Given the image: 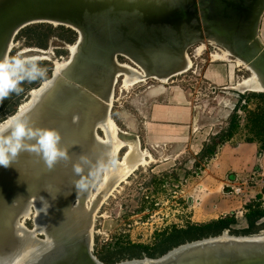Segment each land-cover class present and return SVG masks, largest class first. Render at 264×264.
<instances>
[{"label":"water","instance_id":"obj_1","mask_svg":"<svg viewBox=\"0 0 264 264\" xmlns=\"http://www.w3.org/2000/svg\"><path fill=\"white\" fill-rule=\"evenodd\" d=\"M263 15L264 0H0V58L9 41L37 24L72 30L79 46L62 76L24 116L41 128L56 125L68 159L48 169L38 155L25 151L7 168L0 166V264H16L21 259L18 264H103L84 236L74 234V223L66 213L75 201L78 209L83 208L94 185L78 193L74 165L80 164L81 176L86 177L105 162L100 155L88 159L83 140L91 142L93 123L106 110L101 103L108 97L103 79L112 61L123 58L162 78L174 63L182 62L191 46L215 39L264 79V44L259 39ZM148 79L156 80L147 75ZM75 128L79 136L69 134ZM71 136L78 141L81 137V144L68 140ZM32 199L43 200L52 211L53 220L38 228L49 244L45 249L43 241L15 235V222L30 209ZM224 237L241 240L250 236L223 232L216 238L178 246L158 259L144 257L116 264H264V241L229 242Z\"/></svg>","mask_w":264,"mask_h":264},{"label":"rangeland","instance_id":"obj_2","mask_svg":"<svg viewBox=\"0 0 264 264\" xmlns=\"http://www.w3.org/2000/svg\"><path fill=\"white\" fill-rule=\"evenodd\" d=\"M259 36L263 45L264 15L259 27ZM75 44L76 42L73 45L67 46L56 38L51 37L47 49L40 50L38 48L28 47L25 38L19 37V34L14 37L12 43L10 41L8 42L7 45L9 46V49L7 50L5 48L6 50H4L5 52L1 55L2 57H7L9 51V57L19 55L27 57L36 56L39 57V64L46 62L52 66L48 80L41 82L39 88L31 90L30 92L25 91L18 97V99H20L19 108L23 105H30L32 93L40 90L43 84L52 80L55 68L62 71L68 65L71 54L70 48L75 46ZM199 47H203V49L200 51ZM218 50L221 51L222 48L208 42L207 44L203 42L191 46L187 50V53L183 55L182 61L184 65L187 61L188 64H190V67L181 74H176L174 71L175 68L174 70L172 68V70L164 77L158 78L155 73L149 72L150 70L146 73L143 71V82L145 83L141 82L143 84L138 83L140 85L136 84L127 88H123L122 78H116L109 108V118L116 126L118 140L123 143L121 149L114 156L116 165L115 167L111 166L109 161L113 157L107 158L104 153V148L111 146V143L104 145L99 142L102 139H105V136L101 130L96 128V133L93 132L94 136L92 135V137L97 141L92 142L91 140L93 147L96 145L94 150L86 148L85 146H83V149L86 156H88V159H92L93 156L94 159H98V155L104 157L105 162L103 165L105 168L103 171L99 172L98 177L91 180L90 186H92L93 183L94 185L91 187L90 191L88 190L89 192L85 198L86 200L84 201L83 208L78 209L76 207L77 202L75 201L71 206V211L66 213V216L68 215L72 218L74 225H76L78 221L74 222L73 220L82 217L81 215L75 214L74 209L83 210L86 212L85 214H91L86 220L91 221L90 224L88 221V226H91L90 238L92 254L96 258H98V255L104 251V248H113L116 245H126L127 243H131L152 247L161 233L168 232L172 228H184L188 224H197L206 221L216 214L214 212L212 213V209L208 206V202H205L206 199L204 195L206 190H203V187H200L196 191L191 188L192 179L201 176L203 163L197 160V163H195L196 165L193 167V163H190V155L186 152L185 147L182 149V152L184 151L182 156L178 158L174 156L176 158L174 159V157L171 158L170 154L167 153H154L146 147L143 142H140L141 140L137 143V140L133 137L125 136L123 138L121 135H119V137L118 133L120 132H126L129 134V127L124 120L119 119L118 112L129 114V110L131 109L130 104L142 90L149 86L165 84L167 82L165 84L166 87L178 86L190 94V98L193 100L196 108V129L199 128L202 135H205V132H209V134H211L210 137L216 136L220 131L227 128L228 122L232 114H234V110L239 100L235 94H239L241 97L255 93L247 89H242L239 86L243 80H247L251 77V73L245 67L239 66L237 60L233 57H227L225 60L218 59V56L221 55L220 52H217ZM40 52L45 53V55L39 56ZM117 60L118 61L115 62L114 60L112 61V64L114 63L112 67L115 63L120 65L125 64L131 71H135L136 74L139 73L140 75V67L133 63L129 64L128 61L120 57H118ZM182 63L178 62L180 65ZM215 65H223L227 69L232 66L235 72V78L231 85H212L204 79L205 71ZM63 72L64 71H62V73ZM60 75L62 76V74ZM147 75L156 80H146ZM163 78L166 79L164 83L158 80ZM169 78L172 79L168 80ZM121 90L126 92L122 95ZM246 107L248 110H254L255 101L251 100L247 103ZM30 109L27 112H29ZM18 112L19 109L17 113ZM27 112L26 115L28 114ZM236 114L239 118L240 128H243L246 119L245 112L238 111ZM15 115L6 120L8 121ZM199 117L200 120L198 122ZM6 120L4 122H7ZM247 137L248 135L246 131H242L233 139L239 141L245 140ZM125 139H127V142ZM73 141L79 142L75 139ZM130 143L137 146L139 154H137L135 159H132V157L127 160V166L122 165L121 167L117 163H122V161H124L123 158L128 151ZM90 150L92 151L90 152ZM189 164L190 166L186 167V165ZM133 166H135V168L121 180V177L119 176H124V173ZM107 171L113 177L110 174H107ZM107 176L109 178V181H107L109 184H107L106 187H102V185L104 186L106 184V180H108V178H106ZM111 177L113 180H111ZM80 178V176L74 173V182ZM260 182L261 183L258 182L254 185V189L251 188L249 190L251 193L245 192V195L240 197H235L233 195L229 196L236 198L239 201L241 200L242 203L246 199L250 200V194L256 198L257 194L261 192L260 194L264 196V182L262 180ZM233 198L230 199L232 200ZM31 202L33 204H31L30 209L28 206L22 213V218L19 219V222L17 220L15 222V235H19L20 237L18 236V238H25L26 236L25 239L27 240L33 241L34 239L35 241H43L45 240V234L42 233L38 227H40V225L42 226L45 222V224H47V221L49 223L50 220H53V216H51L52 211L49 208L47 209L49 214L43 212V209L47 207L43 200L37 201L32 199ZM39 213L41 215H39ZM235 217L238 221L235 228H243L245 225L243 216L240 215V213H237ZM39 220H42V223ZM81 221H84L83 218H81L79 222ZM36 225L39 226L37 227ZM17 226L21 230L17 229ZM9 227L10 229L12 228L11 225ZM32 230L35 231L30 235L29 233L32 232ZM36 230L40 232V234H38ZM263 235L264 230L255 236ZM44 242L46 241H43V243Z\"/></svg>","mask_w":264,"mask_h":264},{"label":"crops","instance_id":"obj_3","mask_svg":"<svg viewBox=\"0 0 264 264\" xmlns=\"http://www.w3.org/2000/svg\"><path fill=\"white\" fill-rule=\"evenodd\" d=\"M234 78L232 66L227 69L223 65H215L204 73V79L212 85H231ZM165 84L149 86L142 90L130 104L129 114L118 112L119 119L124 120L129 127V134L120 132L118 136L133 137L137 143L141 140L140 142L154 153H167L171 158L182 156L184 153L182 149L185 147L193 167L197 160L203 163L201 176L192 179L191 188L194 191L200 187L206 190L205 202H208L212 213L216 214L197 224H205L231 215L235 217L237 213L244 216L246 205L253 201L252 194L250 200L246 199L247 201L244 200L242 203L241 200L229 196V188L233 186L235 177H246L252 173L260 176L264 182V150L258 155L257 143L236 141L233 137L221 145L212 158L199 160L203 144L209 141L211 134L205 132V135H202L199 128L196 129V108L190 94L181 87H166ZM121 92L123 95L126 91ZM199 120L200 117L198 122ZM125 141L127 142V139ZM260 193L258 194L262 196Z\"/></svg>","mask_w":264,"mask_h":264},{"label":"trees","instance_id":"obj_4","mask_svg":"<svg viewBox=\"0 0 264 264\" xmlns=\"http://www.w3.org/2000/svg\"><path fill=\"white\" fill-rule=\"evenodd\" d=\"M19 37L26 40L28 47L46 50L51 37L56 38L65 45H73L77 41V34L64 27H53L46 24H37L24 28L19 33ZM42 67L47 68V76L34 82L25 81L20 85L23 89L19 94L11 93L6 99L0 102V123L15 115L19 109L18 97L25 91L39 88L41 82L48 80L51 73L50 64L42 63ZM49 66V67H47ZM17 99V100H16ZM255 101L254 110L247 109V103ZM243 103V104H242ZM245 112V125L240 128L237 112ZM246 131L248 137L244 141L257 143L259 146L258 155L264 150V94L252 93L241 96L232 114L227 128L220 131L216 136H212L209 141L203 144L199 154V160L205 161L212 158L217 149L224 143L231 140L238 133ZM261 195H257L255 201L246 205V213L243 216L244 227L236 229L237 219L233 215L210 221L205 224H188L184 228H172L168 232H163L158 236V240L152 247L127 243L126 245H116L113 248H104L98 255V260L103 264H116L123 261L158 259L170 250L186 243L201 241L208 238H216L228 232L230 236L246 237L255 236L264 230V204H261Z\"/></svg>","mask_w":264,"mask_h":264},{"label":"clouds","instance_id":"obj_5","mask_svg":"<svg viewBox=\"0 0 264 264\" xmlns=\"http://www.w3.org/2000/svg\"><path fill=\"white\" fill-rule=\"evenodd\" d=\"M47 68L39 64L36 56H14L0 58V102L11 93L19 94L23 89L22 83L34 82L46 77ZM61 135L54 128H41L17 115L13 119L0 123V166L7 168L14 162L21 152H30L38 155L48 169H52L57 161L68 159L67 150L61 144ZM85 158L82 156L81 160ZM109 163L115 167L113 157ZM105 166L101 163L88 176H81L82 167L74 165V172L81 176L74 182L77 192L84 194L90 187L91 180L98 177ZM43 199V198H42ZM47 207L43 210L47 214Z\"/></svg>","mask_w":264,"mask_h":264},{"label":"bare ground","instance_id":"obj_6","mask_svg":"<svg viewBox=\"0 0 264 264\" xmlns=\"http://www.w3.org/2000/svg\"><path fill=\"white\" fill-rule=\"evenodd\" d=\"M208 43H210V44H214V45H216V46H218V47H221L222 48V50L220 51V50H218L217 52H220L221 53V55L220 56H218V59H222V60H225V58H227V57H233L234 59H236L237 60V64L239 65V66H243V67H245L250 73H251V77L249 78V79H247V80H243L242 81V83H240V87L242 88V89H247V90H250V91H252V92H255V93H264V79L263 78H260L258 75H257V73H256V71L251 67V65L249 64V63H247L245 60H243V59H241L240 57H238L237 55H236V57L234 56L235 54L233 53V51L226 45V44H224L223 42H221V41H218V40H215V39H211V40H209L208 41ZM78 43H76L75 44V46H73L72 48H70V51H71V54L70 55H72V56H75V54L77 53V50H78ZM6 49L8 50L9 49V46L7 45V47H6ZM5 49V50H6ZM203 49V47H199V50L201 51ZM41 54V55H40ZM42 55H45V53H43V52H40L39 53V56H42ZM40 59H43V58H40ZM183 61V60H182ZM115 62V61H114ZM69 63H70V61H69ZM69 63H68V65L67 66H69ZM182 63V62H181ZM114 64V63H113ZM112 64V65H113ZM134 64V63H133ZM175 64H177L175 67H172L173 68V70H174V68H175V72H176V74H181V73H183V72H185L187 69H189V67H190V64H188V62L186 61V66L184 65V63H182L181 65L180 64H178L177 62L176 63H174V65ZM67 66L62 70V71H64L66 68H67ZM139 69V68H138ZM142 69V70H141ZM141 69H139L140 71H141V73H140V75H139V73H137L136 74V72L135 71H131L130 69H129V67H127L125 64H122V65H120V64H117V63H115V65L112 67V68H110V72H108L107 73V76H105L104 77V81H103V83H105L104 84V86H103V89H106L107 90V92H108V97H107V99H101V103L102 104H104V106H105V108H106V110H105V112L103 113V114H101V113H99L100 114V118L96 121V123H93V131L92 132H94V130H95V128H98L99 130H101L102 132H103V134H104V138L105 139H102L101 141H99V142H101L102 144H104V145H106V144H110L111 143V146H109V147H106V148H104V153L106 154V157L107 158H112V157H114L115 156V154L120 150V148L123 146V143L122 142H120L119 140H118V138H117V135H116V133H117V129H116V126L114 125V123H113V121L109 118V108H110V103H111V98H112V90H113V86H114V84H115V81H116V78H122V83H123V88H127V87H130V86H133V85H136V84H138V83H141V82H143L144 81V75H143V71L146 73V72H148V71H146L144 68H141ZM62 71L60 70H58V68H55L54 69V74H53V77H52V80H50V82H48V83H45V84H43L42 85V87H41V89L40 90H38V91H34L33 93H32V95H31V102H30V105H23V106H21L20 108H19V112L15 115V116H17V115H23V117L24 116H26V112L30 109V108H32V106L35 104V103H37L39 100H41L42 98H43V96L44 95H46V93L47 92H49V90H50V88L52 87V85H53V82H54V80L55 79H57L58 77H60L61 75L60 74H62ZM109 75V76H108ZM156 76H158V75H156ZM87 78H88V80L87 81H90V79H89V76H86ZM97 78H98V75H96V79L95 80H97ZM159 78V77H158ZM161 78V77H160ZM165 78H163V79H161V80H159V81H162L163 83L165 82ZM41 98V99H40ZM53 108V107H52ZM28 113V112H27ZM14 116V117H15ZM14 117H12V118H10L9 120H11V119H13ZM8 120V121H9ZM7 121V120H6ZM51 128H54V129H56V125H53V126H51ZM57 130V129H56ZM69 134L71 133V135H75V136H79L80 135V132H77L76 131V128L74 129V130H70L69 129ZM92 135H93V133H92ZM91 135V136H92ZM94 136V135H93ZM91 138H93L92 139V142H94V141H97V140H95V138L94 137H91ZM98 138V137H97ZM68 140H70L71 142H74L73 140H74V137L73 136H71ZM82 140L83 139H81V137L79 138V144H81V142H82ZM110 141V142H109ZM83 146H85L86 148H89V149H92V150H94V148H95V146L93 147V144L91 143V142H89L88 144H86L85 143V141L83 140ZM92 150H90V152L92 151ZM138 149H137V147L136 146H134V145H132V144H129V148H128V151L125 153V155H124V158H123V160L124 161H122V163H117L119 166H121L122 167V165L124 166V165H126V163H127V160H129V159H131L132 157V159H135L136 158V156H137V154H139V152L137 151ZM108 155H109V157H108ZM140 163H143V162H140ZM128 164V163H127ZM129 164H131V163H129ZM127 166V165H126ZM135 168V166H133L131 169H128L125 173H124V176H119V177H121V180L122 179H124L131 171H132V169H134ZM107 174H110L108 171H107ZM106 174V175H107ZM111 175V174H110ZM109 175V176H110ZM121 175V174H120ZM112 176V175H111ZM113 177V176H112ZM111 177V180H113V178ZM106 178H108V176L106 177ZM114 180H115V178H114ZM107 181H109V178H108V180H106V184L103 186L102 185V187H106V185L107 184H109V182H107ZM104 182V181H103ZM111 182V181H110ZM118 182V181H117ZM101 187V186H100ZM95 199H97V198H95ZM94 199V200H95ZM42 212V211H41ZM40 212V213H41ZM44 212V211H43ZM39 213V215H41ZM45 213V212H44ZM43 213V214H44ZM48 214H49V212H47ZM74 213L75 214H77V215H81L82 217H80L79 219H77V220H73L74 222H76V221H78L77 222V224L76 225H74L75 226V235H80V236H84V238L83 239H85V241H86V245L88 246V248H91V236H90V233H91V231H90V229H91V226H88V221L86 220V218L88 219V216H90L91 214H85L86 212L85 211H81V210H77V209H74ZM71 214H73V213H71ZM48 216H50V215H48ZM44 217V216H43ZM41 218V217H40ZM81 218H83V220L84 221H81V222H79L80 220H81ZM44 219H46V218H44ZM90 219H91V217H90ZM43 220V219H42ZM41 220V221H42ZM48 220V219H47ZM46 220V221H47ZM50 220V219H49ZM35 221H37V220H35ZM40 221V220H39ZM40 221V222H41ZM51 221V220H50ZM42 223V222H41ZM41 223H39V224H41ZM46 223V222H45ZM47 223H48V221H47ZM91 223V221H89V224ZM38 224V223H37ZM20 225V224H19ZM37 226V225H36ZM39 226V225H38ZM37 226V227H38ZM36 227V228H37ZM21 228V227H20ZM39 228V227H38ZM17 229H19L18 228V226H17ZM35 229V228H34ZM19 230H21V229H19ZM23 231V230H22ZM33 231H35V230H32V232H30L29 234L31 235V233H34ZM37 231V230H36ZM38 232V231H37ZM42 232V231H41ZM26 233H27V231H26ZM25 234V233H24ZM28 234V233H27ZM18 235V234H17ZM23 235V234H22ZM26 235V234H25ZM33 236H35L34 234H32ZM19 236V235H18ZM20 237V236H19ZM27 237H28V235H27ZM25 238H26V236H25ZM29 238V237H28ZM33 238V237H32ZM34 240V239H33ZM223 241H228L229 240V242H232V241H237V242H242V241H251V242H256V241H258V242H263L264 241V235L263 236H250L249 238H244V239H241L240 240V238H237V239H228V238H223L222 239ZM46 242H44L43 243V249H45L47 246H49V244H45ZM20 261H22V259L20 260ZM20 261H17V263L16 264H18Z\"/></svg>","mask_w":264,"mask_h":264},{"label":"built area","instance_id":"obj_7","mask_svg":"<svg viewBox=\"0 0 264 264\" xmlns=\"http://www.w3.org/2000/svg\"><path fill=\"white\" fill-rule=\"evenodd\" d=\"M261 181L260 176L256 175L255 173L250 174L246 177H235L233 180V186L229 188V194L235 197H240L245 195V192L251 193L249 190L252 188L254 189V185ZM255 201V197L252 199ZM261 203L264 204V196L261 198ZM246 213V211H244Z\"/></svg>","mask_w":264,"mask_h":264}]
</instances>
